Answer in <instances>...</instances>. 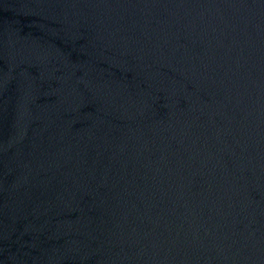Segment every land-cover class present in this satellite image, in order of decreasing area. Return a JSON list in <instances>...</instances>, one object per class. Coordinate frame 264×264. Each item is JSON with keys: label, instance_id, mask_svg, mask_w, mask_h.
<instances>
[{"label": "water", "instance_id": "1", "mask_svg": "<svg viewBox=\"0 0 264 264\" xmlns=\"http://www.w3.org/2000/svg\"><path fill=\"white\" fill-rule=\"evenodd\" d=\"M0 264H264V0H0Z\"/></svg>", "mask_w": 264, "mask_h": 264}]
</instances>
